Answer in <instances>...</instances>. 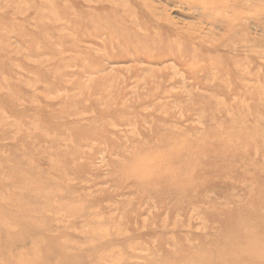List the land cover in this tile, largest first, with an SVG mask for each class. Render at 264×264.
Masks as SVG:
<instances>
[{"label": "rangeland", "instance_id": "rangeland-1", "mask_svg": "<svg viewBox=\"0 0 264 264\" xmlns=\"http://www.w3.org/2000/svg\"><path fill=\"white\" fill-rule=\"evenodd\" d=\"M0 264H264V0H0Z\"/></svg>", "mask_w": 264, "mask_h": 264}, {"label": "bare ground", "instance_id": "bare-ground-1", "mask_svg": "<svg viewBox=\"0 0 264 264\" xmlns=\"http://www.w3.org/2000/svg\"><path fill=\"white\" fill-rule=\"evenodd\" d=\"M240 123V122H239ZM241 124V123H240Z\"/></svg>", "mask_w": 264, "mask_h": 264}]
</instances>
